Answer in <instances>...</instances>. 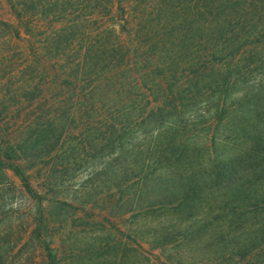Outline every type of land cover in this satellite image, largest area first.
<instances>
[{
    "label": "trees",
    "instance_id": "16d2710c",
    "mask_svg": "<svg viewBox=\"0 0 264 264\" xmlns=\"http://www.w3.org/2000/svg\"><path fill=\"white\" fill-rule=\"evenodd\" d=\"M1 2L24 80L0 164L40 230L85 222L129 264H264V0Z\"/></svg>",
    "mask_w": 264,
    "mask_h": 264
},
{
    "label": "rangeland",
    "instance_id": "374dc122",
    "mask_svg": "<svg viewBox=\"0 0 264 264\" xmlns=\"http://www.w3.org/2000/svg\"><path fill=\"white\" fill-rule=\"evenodd\" d=\"M4 6L0 0V18L7 19L9 14L1 10ZM2 32L0 29V142H9L10 138L18 139L22 133V121L11 111V95L24 80L16 69L23 60L14 57L11 38ZM4 105L10 108L7 113L3 111ZM20 182L13 172L0 164V264H48L44 241L57 248L56 264H129L127 258L117 259L115 250L92 253L87 247L92 237L85 222L53 218L48 231L40 230L41 223L36 216L38 205L26 196Z\"/></svg>",
    "mask_w": 264,
    "mask_h": 264
}]
</instances>
